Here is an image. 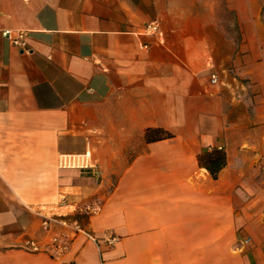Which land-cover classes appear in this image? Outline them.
Instances as JSON below:
<instances>
[{
  "label": "crops",
  "instance_id": "obj_1",
  "mask_svg": "<svg viewBox=\"0 0 264 264\" xmlns=\"http://www.w3.org/2000/svg\"><path fill=\"white\" fill-rule=\"evenodd\" d=\"M225 1L236 52L215 1L0 0V264H264V0ZM86 148L99 181L57 166ZM214 149L216 178L198 162Z\"/></svg>",
  "mask_w": 264,
  "mask_h": 264
},
{
  "label": "built area",
  "instance_id": "obj_2",
  "mask_svg": "<svg viewBox=\"0 0 264 264\" xmlns=\"http://www.w3.org/2000/svg\"><path fill=\"white\" fill-rule=\"evenodd\" d=\"M145 30L150 34H161V29L159 23L156 21L149 22L145 25ZM2 35L6 37L13 45L24 49L27 42V32L26 30H12L5 29L2 31ZM209 81L211 84H217L219 82V76L217 73L213 72L210 74ZM57 166L63 169H77L88 171L95 180L99 181L101 179V171L92 158V153L90 148H86L80 153H59L57 156ZM99 208V204L96 201L87 202L76 209L73 216H67V221L73 225H77L76 216H87L95 213ZM49 222H57L56 217H44L43 224L47 226ZM89 237L94 239V236L88 234ZM104 240L113 244L117 237L114 235H108L104 237ZM69 239L64 234H57L53 236L50 242L47 244L46 249L53 255H59L69 248ZM24 247L31 250H38L39 246L34 239L27 238L23 242Z\"/></svg>",
  "mask_w": 264,
  "mask_h": 264
},
{
  "label": "rangeland",
  "instance_id": "obj_3",
  "mask_svg": "<svg viewBox=\"0 0 264 264\" xmlns=\"http://www.w3.org/2000/svg\"><path fill=\"white\" fill-rule=\"evenodd\" d=\"M204 3L214 2L215 20L217 25L227 32V37L232 40L235 52L240 49L242 36L235 10L230 9L225 0H202ZM236 4V3H235ZM262 19L264 21V1L262 4Z\"/></svg>",
  "mask_w": 264,
  "mask_h": 264
},
{
  "label": "trees",
  "instance_id": "obj_4",
  "mask_svg": "<svg viewBox=\"0 0 264 264\" xmlns=\"http://www.w3.org/2000/svg\"><path fill=\"white\" fill-rule=\"evenodd\" d=\"M170 137H172L171 132L162 127H148L144 131V138L147 142ZM198 162L210 172L213 178H216L220 169L225 165V152L220 149L204 152L198 157Z\"/></svg>",
  "mask_w": 264,
  "mask_h": 264
}]
</instances>
